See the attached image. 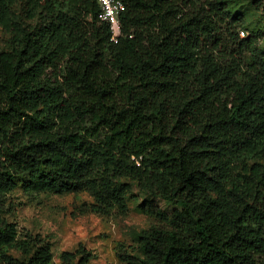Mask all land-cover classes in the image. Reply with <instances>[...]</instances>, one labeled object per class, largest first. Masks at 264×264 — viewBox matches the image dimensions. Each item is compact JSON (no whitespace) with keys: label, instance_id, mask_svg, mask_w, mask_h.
Instances as JSON below:
<instances>
[{"label":"trees","instance_id":"1","mask_svg":"<svg viewBox=\"0 0 264 264\" xmlns=\"http://www.w3.org/2000/svg\"><path fill=\"white\" fill-rule=\"evenodd\" d=\"M0 0V195L80 189L128 213L133 184L175 209L128 264H264V58L223 0ZM255 7L260 9L256 1ZM0 207V264H54ZM21 253L19 260L9 250ZM80 245L60 264H91Z\"/></svg>","mask_w":264,"mask_h":264},{"label":"rangeland","instance_id":"2","mask_svg":"<svg viewBox=\"0 0 264 264\" xmlns=\"http://www.w3.org/2000/svg\"><path fill=\"white\" fill-rule=\"evenodd\" d=\"M24 0H18L15 10L19 12ZM234 15L244 19V35L257 36V52L247 55L248 61L264 58V0H223ZM260 3V9L255 3ZM9 36L0 28V45L5 47ZM22 179L10 194L0 195L3 216L14 223L19 238L30 234L40 237L51 245L54 264H60L59 257L64 251L74 252L80 245L94 255L91 264H128L120 257L144 258L140 244L142 234L151 229H170L169 220L161 219L146 208L152 207L170 217L174 206L168 202L142 192L133 184L128 196V213L116 210L108 215L92 213L89 209L95 203L91 195L80 189L68 194L28 193L23 189ZM14 258L22 260L20 252L9 250Z\"/></svg>","mask_w":264,"mask_h":264},{"label":"built area","instance_id":"3","mask_svg":"<svg viewBox=\"0 0 264 264\" xmlns=\"http://www.w3.org/2000/svg\"><path fill=\"white\" fill-rule=\"evenodd\" d=\"M102 10V20L110 26L111 41L117 43L121 36L120 16L126 6L123 0H97Z\"/></svg>","mask_w":264,"mask_h":264}]
</instances>
